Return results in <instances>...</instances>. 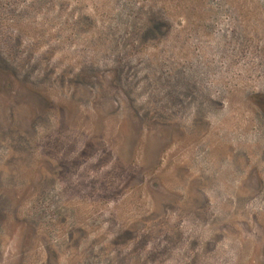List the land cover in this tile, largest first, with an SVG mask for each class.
Segmentation results:
<instances>
[{"label": "rangeland", "instance_id": "rangeland-1", "mask_svg": "<svg viewBox=\"0 0 264 264\" xmlns=\"http://www.w3.org/2000/svg\"><path fill=\"white\" fill-rule=\"evenodd\" d=\"M0 264H264V0H0Z\"/></svg>", "mask_w": 264, "mask_h": 264}]
</instances>
